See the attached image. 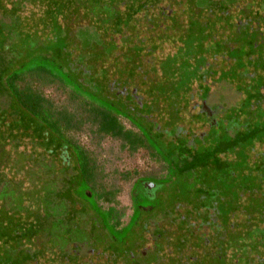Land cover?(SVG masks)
<instances>
[{"label": "rangeland", "instance_id": "obj_1", "mask_svg": "<svg viewBox=\"0 0 264 264\" xmlns=\"http://www.w3.org/2000/svg\"><path fill=\"white\" fill-rule=\"evenodd\" d=\"M15 1L0 0V13L4 12L0 17V23L4 22L3 29L0 30L1 53H6L1 46L7 37L17 33L13 36L14 44L8 42L7 50L10 56L5 55V58L9 60L11 67H22L26 70L47 69V79L26 77L18 87L27 85L48 103L44 102V106H39L38 110L29 111L24 105L30 90L23 88L19 97L17 91L14 93L8 89L7 75L1 76L0 188L2 185L5 187L1 180L6 177L9 181L6 186L11 189L18 186L16 184L19 177L25 180V188L31 189L32 180L36 187L44 185V182L50 179L48 168L40 164L44 158L48 161L53 158L57 163L61 162L67 170L71 169L73 172L68 173L65 181L69 185L73 183L72 188H77L81 173L70 159L71 152H78L77 144L86 152L84 156L94 161L100 173L98 188L116 191L115 199L110 203H107L106 199L99 201L100 208L106 211L114 207L120 213V226H124L133 211L134 182L144 179L153 183V180L161 179L165 175L166 166L167 185L162 189L165 202L160 196L153 202L160 210V223L166 224L168 228L164 225L165 231L155 227L148 234L156 240L153 254L162 253V257L167 260L161 264H234V260H239L240 257H243L240 261L245 262L242 264H248L249 259L250 263L257 261L264 264V249H250L246 253L240 249L227 248L224 241L218 242L220 236L239 235L243 238L246 234L254 240L261 236L258 229L248 233L244 230L248 229L246 226L241 227L243 235L241 232L235 234L237 230L229 231L225 224L228 220L235 225L256 223L261 211L259 202L263 203L264 200V66H259L262 73L257 72L256 75L263 91L260 93L259 89L253 90L247 94V99L246 93H239V87L235 88L232 81L219 83L215 81L212 73L215 66L218 68L216 71L224 67L232 69L233 61L240 56H253V49L241 50V46L237 45L239 38L233 24L238 21H241V24L247 23L242 30L243 35L251 31L255 33L251 28L264 32V4H255L250 9L256 14L244 18L241 11L251 0H238L231 7L226 3H232L234 0H203V12L196 11L189 0H147L146 5L141 7L137 6L141 3L140 0H98V3L104 2L107 11L111 12L109 17L100 14L91 16L81 9L76 17L67 18L65 13L58 10L60 7H57V15L54 17L58 18V23L61 24L55 26L62 28L66 34L65 37H59V34L52 31L54 25L50 23L49 18L42 17L46 9V4L41 6L44 1L36 4L37 0H27L33 5H24L18 17L13 19L11 12L15 10V5L19 1L23 2ZM3 4L5 6L2 8ZM225 7L229 8L233 24L218 22L217 27L211 25L213 20L221 18L218 15L224 12ZM71 15L74 16L72 13ZM222 19L228 21V17L223 16ZM20 20L22 25L19 24ZM156 21L162 22L161 29L157 30L153 25ZM205 21L207 32L203 36V50L197 51L193 48L192 52L206 54V60L210 64L203 73L208 74L205 76L207 80L193 84V91L189 92L188 98L189 102L191 100L189 109L176 120L178 134L172 122L167 123L169 117L168 109L164 106L165 99L161 101L163 106L160 105V110H156L147 103L141 104L142 106L135 104L136 100L133 101V95L130 93L121 98L116 97L123 86L113 82L115 77H111L107 83L106 90L108 89L109 94H104L100 80L104 82L105 69L113 64V58H105V55L112 54L114 41L118 52L133 47L131 50L135 53L144 54L146 59L139 60L134 66L141 73L143 70L150 72L166 58H182L180 52L190 47L189 38L195 37L193 35L200 27H204ZM140 25H143L139 30L143 39L134 40V44L130 46L131 40L127 37L125 41L126 36ZM155 34L165 41L157 43ZM245 38L244 42L248 45V37ZM261 39H264V35ZM211 44L213 48L221 45L228 49L223 50V56L214 57L213 51H210ZM113 54V57L117 56L116 51ZM255 54L264 56V51ZM91 58L96 61V65L91 64ZM118 59L114 58V61ZM194 59L197 57L192 58L191 62ZM254 59L261 60L255 57ZM238 62H241V58ZM247 72L253 75L252 68L247 69ZM148 76L149 79L161 80L152 73ZM117 83L123 82L118 80ZM182 85L184 84L181 83L179 87L182 88ZM127 88L131 91L135 86ZM208 91L209 95L203 100ZM177 92L171 91V95H176ZM34 95L31 96L35 97ZM142 98L147 102L146 97ZM247 104L250 105V110H247ZM203 105L214 111L213 122H219V125H213L211 130L206 124L209 121L207 117L202 119L204 125L191 120ZM107 122L113 124V131L102 130L103 124ZM117 130L119 134L115 133ZM250 135L253 141L240 148L237 140L246 138L248 141ZM16 166L17 170H21L19 177L15 176ZM230 173H234V176L229 177ZM227 178L232 179L236 187L240 188L238 194L241 195L237 199L239 207L228 219L225 216L228 208L222 207L224 204H221L223 199L229 202L232 198L230 192L229 195L221 192V185H229L223 181ZM16 196L15 202L8 203L11 207L10 214L4 212L0 205V217L4 222L26 219L28 216L23 200L18 198L19 195ZM48 215V219L42 221H46V226L50 224L53 227V243L50 247L46 245V235L38 239V244H43L41 248H46L38 249L42 255L34 252V249H6L10 245L13 246L10 238L7 241L0 238V264H85L77 261L75 254H86L88 249L96 250L92 254L89 253L93 257L86 261L87 264H138L132 255L133 252L129 250L127 254L125 251L133 249L129 246L127 237L114 231L109 223H104L94 216L92 220L86 219L80 213L76 216L77 223L69 224L68 220L61 216H58L60 219L53 220L54 208ZM57 224L68 228L67 233L63 235ZM43 225L45 226L44 223ZM169 236L170 241L167 243ZM59 238L65 247L58 249L56 240L60 242ZM206 239L209 240L208 243ZM192 241L196 248L204 249L203 263L200 260L203 251L190 248ZM85 242L86 244L80 246ZM162 243L169 244L171 248L168 249L167 246V249H160ZM73 247L75 249H72ZM112 249L125 250H122L123 253L118 250L115 254ZM12 250L17 254L12 253ZM170 252L172 255L178 252L179 257L170 258ZM254 253L257 257H254ZM160 259L162 261L161 256Z\"/></svg>", "mask_w": 264, "mask_h": 264}, {"label": "trees", "instance_id": "obj_2", "mask_svg": "<svg viewBox=\"0 0 264 264\" xmlns=\"http://www.w3.org/2000/svg\"><path fill=\"white\" fill-rule=\"evenodd\" d=\"M23 2H18V0H16L15 2H18V4L15 5V10L13 12H11V15L7 16H11L13 19H16L18 17L19 11L22 7H24V5H33L31 2H28L27 0H22ZM41 4L44 5L46 4V9L43 12L42 17H47L49 18V21L53 26L54 29H52V31H54V33L59 34V37H65V33L63 31L62 28H59L58 26H55L56 24H61L58 23V18L54 17L57 14L55 12H57V7H60V9H58L61 13H65L67 18H72V17H76V15H79L81 9L84 10L85 13H88L89 15H96V14H100L101 16H106L109 17L110 15V11L106 9V6L101 2H97L98 0H37L35 1L36 4H40L41 2H43ZM138 1V0H137ZM141 3L139 4L138 2V7L141 6H145L147 0H140ZM179 1V0H177ZM189 3L191 2L192 5L195 6V10L199 11V12H203L204 7H203V0H189ZM34 3V4H35ZM236 3V0H234L232 3H229L226 5L230 7L233 6ZM35 4V5H36ZM5 5L3 4L2 8ZM55 6V7H52ZM37 7V6H35ZM252 7V4L250 2V4H248V6L243 9L242 15L244 18L250 14L255 15V13H251L250 8ZM228 7H225V10L222 14L218 15L221 18H218L217 20H213L211 25H215L217 27L218 22H229L230 24H233L232 21L228 18V21H225L224 19H222L223 16H225V18L227 17L226 13L229 11ZM64 11V12H63ZM74 14L73 15H71ZM4 15L3 13H0V17ZM21 19V18H19ZM74 19V18H73ZM52 20H54V22H52ZM21 23L19 24H23L22 20H20ZM3 22V21H2ZM241 21H238V23H234L233 25L235 27H237L236 30V36L239 38V40L236 42L237 45L241 46V50H243V48H247L249 50L253 49L254 50V54L252 57H249L247 55L245 56H240L239 58H237V60L233 61V66L234 68L230 69H225L227 67H224V69H221L219 71H216V66L213 68L212 73L214 74L217 82H223V83H227V81H232V83H234L235 88L239 87V93H242L244 95V93H246V99L248 98L247 94H249L250 92H252L253 90H258L262 91L263 86H261V82H259L256 79V75L257 72H261L259 69V66H264V56L263 55H259V54H255L256 52L259 51L260 53V49H259V43L257 41V39L259 38L258 35L261 34V32L259 30L253 29L255 31L254 32H248L245 33L246 35L242 34V30L243 28L240 29V23ZM150 23V21L148 22ZM0 30L3 29V23H0ZM207 21H205L203 23L204 27H200L198 29V32L193 35L194 38H189V44L190 47H188L187 50H183V52H180V55L183 56L182 58L180 57H170V58H166L165 60L161 61L160 65L156 66L153 69H151L150 72L144 71L143 73H141V71L136 68V66H134V64L136 62L143 61V59H146V57L144 56V54H138L135 53L133 50H131V48L133 47H129V50H119V52L117 51L118 48H115L116 46V42L114 41V46H113V50H112V54L111 52H108V54L110 56H106L105 58L111 59L113 58L111 61L113 62V64L111 65V67H108L105 69V73L102 75L104 82L101 81V85L103 88V92L104 94H109V91L106 90V88L108 87V82L110 80V78L112 77L115 80L113 81L115 84L117 85H122L124 87L127 86H135V91L136 94L138 95H142L144 97L147 98V105H149V107L154 108L156 110H160V105H162L161 101L163 99H165L164 101H166L164 104V106L168 109L167 110V115H168V122L167 123H171L173 125V128L175 130V132L177 133V129H178V118L179 116L181 117V114L184 112H187L189 109V103L188 101L189 99V92L193 91V84L199 81V82H204V80H207V76L208 74H204L203 72L206 71V68L208 67L207 65H209L210 63L206 60V54H202L201 52H198V54L193 53L192 51L194 50L193 48H196L197 51H201L203 50L202 48V44L205 42L204 39V34L207 32L206 26ZM247 24V23H246ZM155 27H157L158 29H161L162 26V22L160 21H156V23L153 24ZM202 25V24H201ZM153 26V27H154ZM246 27V25H243ZM143 27V25L140 26H136L135 28H133L130 31V34H128L126 36L125 41L127 40V37L131 40L130 42V46L131 44H134V40L136 39H143L141 37V34L139 33V30H141V28ZM214 27V26H213ZM148 29H150L148 27ZM256 31H258V33H256ZM17 34V33H16ZM16 34H10L9 37H7V40H5V43L2 44L1 47H3L4 51L6 52L5 55L10 56L8 50H7V46L9 47L8 42L13 43V36H15ZM199 34V35H198ZM248 34V35H247ZM198 35V36H197ZM250 35V36H249ZM248 37V45L245 44V37ZM152 38V37H151ZM155 38L157 43H161L165 40H162L158 37L157 34H155ZM29 41V40H28ZM4 42V41H3ZM151 42L152 39H151ZM154 43V42H153ZM156 43V42H155ZM14 44V43H13ZM121 44V43H120ZM225 46V43H223ZM230 43H228L229 45ZM235 44V42H234ZM16 45V44H15ZM231 45V44H230ZM184 47V46H183ZM211 50L213 51L214 54H212V56L217 57V56H223V50L228 49V47H223L221 45H218L217 47H212L211 44ZM226 48V49H225ZM183 49V48H182ZM221 50V51H219ZM262 50V49H261ZM264 50V49H263ZM117 52V56L113 57L114 54L113 52ZM179 51V50H177ZM184 51L186 52L184 54ZM116 54V53H115ZM221 54V55H219ZM4 52L2 51L1 53V49H0V78L1 76L4 74L5 76L7 75V77L9 78L8 81V89H10V91H13L14 93H18L17 95H21L22 94V90L23 88H28L30 90V93L28 94V96L26 97V104L24 105V107L26 109H28L30 111L33 110H38L39 106L41 107L43 105L44 102H47L43 97H41L37 92L31 90L30 87H28L27 85L24 86L23 88H19L18 84L19 83H23L24 79H26V77H31V78H36V79H47V69L46 68H42V69H36V68H29L28 70L23 69L22 67H18L16 68L15 66L11 67L10 66V62L7 58H5ZM58 55V52H57ZM192 55V56H190ZM121 56V57H120ZM59 58V55L57 56ZM120 57V59H118ZM197 57V59H194V61L191 62L192 58ZM255 58L259 59L261 58V60L256 61ZM114 58H117L118 61H114ZM241 58V62L239 63L238 61ZM92 59V58H91ZM93 61L91 62V64L96 65V61L94 59H92ZM203 61V62H202ZM122 63V64H118V63ZM13 64L16 65V63L14 62ZM100 65V64H99ZM109 66V65H108ZM14 68V69H13ZM159 68V69H158ZM252 68L253 69V75L251 76V74L249 72H247V69ZM10 72V70H12ZM157 69V70H156ZM246 69V70H245ZM132 73H131V71ZM128 71H130L128 73ZM150 73L154 74L155 76H159L157 73L160 74V81L157 79H149L148 74L150 75ZM156 73V74H155ZM262 73V72H261ZM262 77L264 78V74L262 75ZM156 78V77H155ZM204 79V80H203ZM121 80L123 83L122 84H118L117 81ZM264 81V80H263ZM184 84L182 85V88L179 87L180 84ZM241 87V88H240ZM172 92H177V91H181V92H177L176 95L173 94L171 95ZM106 92V93H105ZM35 94V97H32L31 95ZM209 95V91L208 93H206V96L203 97V100L206 99V97ZM16 96V94H15ZM17 97V96H16ZM20 97V96H19ZM153 99H152V98ZM159 100L158 101H155ZM202 100V101H203ZM48 103V102H47ZM138 105V104H137ZM145 105V104H144ZM44 106V105H43ZM250 105L247 104V110H250ZM163 115V113H162ZM245 117H247L246 115H244ZM153 117V116H151ZM250 118V117H247ZM177 120V121H176ZM192 122H198V123H202V118L199 117L198 115H195L192 117ZM113 124L110 122H107L105 124H103L102 126V130H106V131H113L114 129L112 128ZM255 128V127H254ZM251 131V130H250ZM248 131V132H250ZM116 134H119V131L117 130L115 132ZM114 133V134H115ZM252 133V132H251ZM254 133V131H253ZM178 134V133H177ZM207 135V134H206ZM248 135V134H245ZM117 138V137H114ZM253 141V138L249 137L248 141H246V138H244L243 140L238 141L237 140V144L239 145V147H245L246 145L248 146V144ZM76 148L78 149L77 153L72 154L71 152V156L70 159L73 161L74 166L77 165L78 168V172L80 171V183L79 186L76 188H72L73 183L72 184H68L65 179H67L68 177V173L73 172L71 169L67 170V168L64 165H61V162H56V160L54 161L53 158H51L49 161L44 158L42 159L40 162V164H42V167H47L49 170V177L50 179H48L47 181L44 182V185H42L41 187H36L35 182L32 180V186L31 189L29 188H25L24 185V181L25 180H21L20 179V169L17 170V166H16V171H15V176H18L19 178H17L18 180V185L17 187H13L12 189L7 187L6 185L9 183V181H7V177H6V173H5V177L4 179H2L1 181L4 182L5 187L0 188V205L3 209L4 212H7L8 214H10L9 212L10 210V206L8 203L15 202V200L17 199L16 195H19L18 198L20 197L21 200H23L24 204L23 205L28 212V216L26 219H21V220H10V221H6L4 222L3 218L0 217V238H4L6 241L7 239L10 238V242L13 246H9L6 249H34V252H39L40 250L38 249H46V248H41V246L38 244V239L40 236L42 235H46L47 237V244L49 247L50 245L53 243V239H52V226H50V224L46 226V221H42V220H47L48 217H46L50 212L51 209L54 208V212H55V217H53V220L56 218L58 219V216L64 217L65 219L68 220L69 224L71 223H77V218L76 216L78 215L79 212H77V207L78 206V202L82 201V203H85V206L87 208H89L91 211H93V213L95 214L96 218L101 219L104 223H109V225L113 228L114 231L118 232V233H122L124 235V237H127V234L130 230V226L128 227H122L120 229V213H118V211H116V209L110 208L106 211L102 210L99 206V201L100 200H104L106 199L107 203H110L111 201H113L115 199L116 196V191H105L102 188H98V176H99V171L94 163V161L92 162L88 156H84L85 155V151L80 148L77 144H76ZM152 155V154H151ZM47 161L49 163H47ZM39 164V165H40ZM58 164V165H57ZM243 163L240 164V166H242ZM165 166V165H164ZM239 166V167H240ZM35 167V164L33 165V169ZM238 167V168H239ZM32 168V167H31ZM76 168V167H75ZM241 168V167H240ZM166 173L165 175L158 180H153V183L155 185L156 190V196H160L161 199H163V202L165 200V193H163V188L166 187L167 182H166V174L168 173V169L166 168ZM4 173V170L2 171ZM77 172V173H78ZM14 173V172H13ZM79 174V173H78ZM234 173H230L229 177H233ZM165 177V178H164ZM28 179V178H27ZM227 179L229 181H227ZM225 180H223L226 184L229 183V185L224 186L221 185V189H223L221 192H223L225 195H229V192L232 194V198L229 202H225L223 199V203L224 204L222 207L224 208H228L226 209L227 211V215H225L227 217V219L229 217H231V214L235 213V211L237 210V208L239 207V203L237 201V199L239 198L238 192L240 189L239 187H236V185L234 184V181H231L232 179L227 178ZM16 180V181H17ZM29 182V180H28ZM148 181H145L144 179H138L134 182L133 188H135V192H134V196L138 195V190H145V187L143 186V183L145 184ZM150 182V181H149ZM240 182V180H239ZM70 183V182H69ZM222 183V181H221ZM137 184L139 186H137ZM263 185H264V181H263ZM75 189V190H74ZM141 189V190H140ZM236 192V194L234 193ZM224 195V197H226ZM241 196V195H240ZM155 200V199H153ZM153 200H151L150 202L147 203L146 199H139L138 204L135 205V209L136 211H134V213H132L131 217H130V221L128 223V225L136 223L139 219V214H140V210H144V209H154L157 207L156 203L153 202ZM225 202V203H224ZM226 203H228L227 205H225ZM8 204V205H7ZM142 204V205H141ZM260 207H261V211L258 213V221H256V223H250L248 222L245 223L244 225H235L233 224L231 221L227 222V224H225V228H227L229 231H233L232 229H236L237 232L235 234H238L239 232L242 233L243 235V231L241 230V227L244 228L245 226L248 227V229H244L245 231L251 232L254 229H258L259 231H261V236L258 240H254L253 237H250L246 234H244L243 238H241L239 235L233 236V237H225V236H220V238L218 237V242H223L225 243V246L229 249H240L241 252L243 251H247L250 249H264V200L263 203L259 202ZM227 206V207H226ZM81 208V207H80ZM79 208V210H80ZM251 210V207L249 208ZM24 212V211H23ZM77 212V213H76ZM81 212V211H80ZM252 212V210H251ZM49 216V215H48ZM251 217V216H250ZM50 219V218H49ZM60 219V218H59ZM252 219V217H251ZM51 220V221H53ZM45 224V226L43 225V223ZM50 222V221H49ZM51 223V222H50ZM57 228L58 230L63 233H67V231L69 230L68 228L65 229L63 227V224H57ZM54 230V229H53ZM235 230V231H236ZM240 230V231H239ZM46 233V234H45ZM233 234V235H235ZM72 234H69L70 237ZM64 239V238H62ZM60 242H58L56 240V244L59 245L57 246V248L59 249L60 247H65L62 246V241L61 238H59ZM67 244V243H66ZM71 245V244H70ZM70 247V246H69ZM37 249V250H36ZM64 250V249H62ZM69 250V249H68ZM222 250V249H219ZM14 254H17L14 250L11 251ZM41 255L43 253H40ZM254 257H257L256 254L254 253ZM243 257H240V259H235V263L234 264H242L245 263L243 260L240 261ZM224 259V258H223ZM221 260V259H220ZM245 260V259H244ZM250 260V259H249ZM248 261V264H259L260 262L257 263H250V261ZM255 260V259H254Z\"/></svg>", "mask_w": 264, "mask_h": 264}, {"label": "flooded vegetation", "instance_id": "obj_3", "mask_svg": "<svg viewBox=\"0 0 264 264\" xmlns=\"http://www.w3.org/2000/svg\"><path fill=\"white\" fill-rule=\"evenodd\" d=\"M237 1L238 0H236V2ZM257 3H260V4L263 5L264 4V0H251L252 7L255 4H257ZM250 10H251V13H252V9H250ZM242 12H243V9H242L241 13ZM227 17L232 21L231 14H230L229 11L227 12ZM245 24H246V22H245ZM245 24H243V23L240 24V26H239L240 29L244 28L243 25H245ZM236 29H237V27H236ZM259 31L261 32V34L258 35L259 36L258 39H261V37L264 35V32L261 29ZM256 33H258V32H256ZM258 43H259V46H260L259 49L261 48L262 51H264L263 50L264 49V47H263L264 39L258 40ZM261 49H260V51H261ZM133 90L128 91V88L123 86L122 91L118 92L116 97L121 98V97H124V95L126 93H130V94L133 95V101L136 100L135 104H138V105L145 104V102L143 101L142 95L140 96V95L136 94L135 89H133ZM213 112L214 111L212 109H209V108H207L206 106L203 105L202 108L199 109V111L195 113V115L199 114V117H201L202 119L207 117V119L209 121H207L206 124L208 125L207 127H208L209 130H211V127L213 125H217V126L219 125V122H216V123L213 122L214 116H215V114H213ZM202 124L204 125L205 123H202ZM143 186L145 187V190H141V193H138V195L134 196V198H133V211H132V213H134V211L137 210L136 209L137 207L135 208V205L138 204L139 199H143V200L146 199L147 203H148V202H150L151 200H153V199H155L157 197L156 196L157 195L156 194V190L157 189L155 188L154 183H150L148 181L145 184L143 183ZM76 207H77V212H79L86 219L92 220L93 219L92 216L96 217L95 214L93 213V211H91L89 208H87L85 206L84 202L82 203V201H79L78 202V206H76ZM79 208H80V210H79ZM86 215H88V216L86 217ZM138 216H139V219H138V221L136 223L128 225V223L130 221V219H129V221L124 226H120V229L122 227L124 228L125 226L126 227L127 226L131 227L129 232H128V234H127V239H128L129 246L132 247L133 249H127V250H125V249H112L113 252L116 254V253H118L117 251L119 250V253H123L122 250H125L127 252V254H128V251L131 250V252H133L132 255H134L135 258L137 259L138 264H161L162 262H166L167 260H165L162 257L164 254L159 253V252H158L157 255H156V253H155V255L153 254L152 251H154V249H155L154 247H155L156 240L148 235L149 231L152 228H155V227H160V228H162V230H165L164 229V225L166 226V224L163 225L162 223H160L161 214H160V210H158V206L156 208L152 209V210L151 209H147V208L144 209V210H140V214ZM152 217H154L155 219L152 218ZM91 223H92V221H91ZM131 225H134V226L132 227ZM162 225H163V227H162ZM171 227H173V226H171ZM167 228H168V226H166V229ZM132 230H133V232H132ZM134 230H135V232H134ZM175 230L177 231L178 229L175 227ZM169 238H170V236L167 238V243L170 241ZM208 242H209V240H207V243ZM167 243H165V244L162 243V246L160 247V249H167V246L169 247L168 249H170L171 247ZM190 243H191L190 245H192V247L190 246V248L195 249V250H202L203 251L201 253V257L202 258L200 259L201 262L203 263V259L205 258V256H203L204 255V249L196 248V246L193 243V241L190 242ZM83 244H86V242L80 244V246L83 245ZM72 249H75V248L73 247ZM95 250L88 249V252L86 254H83V255H82L81 252H79L78 254H75L76 255V260L77 261H82V263L87 264L86 261H88L89 259H91L93 257L89 253L92 254ZM108 250L111 251V249H108ZM182 251H180V252L182 253ZM89 255H90V257H89ZM168 255H170V258L179 257V253L178 252L176 254H173V255L170 252ZM160 256L162 258V261L160 259ZM83 257L87 258V260L85 258H83ZM225 259H226V256H225Z\"/></svg>", "mask_w": 264, "mask_h": 264}]
</instances>
